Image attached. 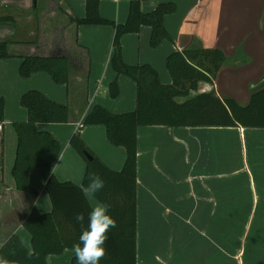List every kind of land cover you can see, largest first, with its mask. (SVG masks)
Listing matches in <instances>:
<instances>
[{
  "label": "crops",
  "instance_id": "0c3cea01",
  "mask_svg": "<svg viewBox=\"0 0 264 264\" xmlns=\"http://www.w3.org/2000/svg\"><path fill=\"white\" fill-rule=\"evenodd\" d=\"M101 17L122 24L130 0H98ZM173 2L175 12L163 25L170 38L149 43L151 28L120 37L121 57L128 65H150L162 84H170L166 58L175 51L218 48L225 60L211 81L200 80L184 103L202 93L228 96L245 105L254 87L264 84V0H140L149 12ZM86 0H0V40H10L11 56L0 59V243L17 234L31 249L23 221L32 207L51 211L38 170L29 173L34 194L16 190L11 169L16 152L13 122L24 121L22 93L30 89L66 104V123H41L59 143L52 170L60 181L82 185L85 163L69 144L74 132L109 168L119 171L125 150L109 143L101 124L83 125L95 105L112 113L136 105L135 81L112 67L114 28L78 24ZM34 39L31 43L29 40ZM69 58L67 83H55L43 71L21 77L23 55ZM116 80L119 93L109 94ZM136 264H264V128L236 126H165L137 128ZM91 207L99 202L86 194ZM72 249L49 255L48 264H70Z\"/></svg>",
  "mask_w": 264,
  "mask_h": 264
},
{
  "label": "trees",
  "instance_id": "16d2710c",
  "mask_svg": "<svg viewBox=\"0 0 264 264\" xmlns=\"http://www.w3.org/2000/svg\"><path fill=\"white\" fill-rule=\"evenodd\" d=\"M140 0H130L128 16L124 23L117 24L99 14L98 0H86L85 17L75 19L78 24H109L114 28L111 57L113 69L125 74L136 84V105L130 112L112 113L95 105L83 118V125L101 124L105 127L109 143L125 150V161L119 171L109 168L74 132L69 144L85 163L82 185L71 181H60L52 170L60 146L41 123H66L69 110L66 104L46 97L36 89L21 94L19 103L26 109L24 121L13 122L16 134L15 159L11 169L16 190L34 194L29 173L38 170L51 203V211L39 213L31 208L23 221V228L31 238V249L25 247L17 234L7 238L0 249L15 264H48L49 255L61 254L72 249L78 242L81 225L74 219L76 213H84L85 227L92 207L84 191L87 174L98 172L106 184L102 191L92 195L99 203L111 205L110 214L117 226L109 233L106 242L107 255L100 264H136V170L137 128L148 125L165 126H236L264 128V84L254 87L245 105L235 99L214 93H202L184 103H177L176 96L187 95L196 88L200 80L211 81L221 68L225 55L218 48H192L175 51L166 58V67L171 76L170 84H162L157 72L148 64L128 65L121 57L120 37L126 33H137L141 25L151 28L149 43L157 46L164 38H170L164 28L163 18L176 10L173 2L158 4L149 12H142ZM9 21L0 18V23ZM10 40H0V59L11 56ZM34 43L35 40H29ZM69 58L61 52L49 56L23 55L18 67L21 77L32 73L46 72L55 83H67ZM109 94L116 97L119 86L116 80L109 83ZM4 120V102L0 98V123ZM92 156L88 159L85 155ZM59 226V230H57ZM33 256L28 259V253ZM70 264H75L74 256Z\"/></svg>",
  "mask_w": 264,
  "mask_h": 264
},
{
  "label": "clouds",
  "instance_id": "9594fccd",
  "mask_svg": "<svg viewBox=\"0 0 264 264\" xmlns=\"http://www.w3.org/2000/svg\"><path fill=\"white\" fill-rule=\"evenodd\" d=\"M105 180L96 171H90L87 174V185L84 189L88 195H95L105 187ZM111 205L107 203H98L91 209L87 216V225L85 227L84 213H76L74 219L81 225V233L78 242L72 245L75 264H100V261L107 255L106 242L109 239L108 233L117 226V221L110 214ZM59 230V226H57ZM7 241L0 243L2 249ZM33 256L28 253V259ZM0 264H15L14 261L7 258L0 252Z\"/></svg>",
  "mask_w": 264,
  "mask_h": 264
},
{
  "label": "water",
  "instance_id": "95a60500",
  "mask_svg": "<svg viewBox=\"0 0 264 264\" xmlns=\"http://www.w3.org/2000/svg\"><path fill=\"white\" fill-rule=\"evenodd\" d=\"M85 155H86V157H87L88 159H91V158H92V156L89 155L88 153H85Z\"/></svg>",
  "mask_w": 264,
  "mask_h": 264
}]
</instances>
